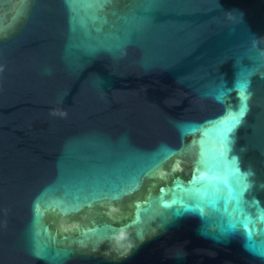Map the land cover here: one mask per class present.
<instances>
[{
    "label": "water",
    "instance_id": "1",
    "mask_svg": "<svg viewBox=\"0 0 264 264\" xmlns=\"http://www.w3.org/2000/svg\"><path fill=\"white\" fill-rule=\"evenodd\" d=\"M0 264H264V0H0Z\"/></svg>",
    "mask_w": 264,
    "mask_h": 264
}]
</instances>
